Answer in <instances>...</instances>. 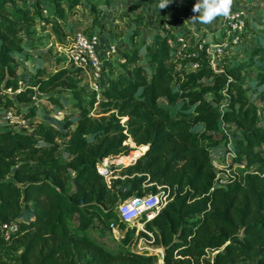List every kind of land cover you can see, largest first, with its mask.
<instances>
[{
  "label": "trees",
  "instance_id": "trees-1",
  "mask_svg": "<svg viewBox=\"0 0 264 264\" xmlns=\"http://www.w3.org/2000/svg\"><path fill=\"white\" fill-rule=\"evenodd\" d=\"M66 3L72 9L78 1ZM44 10L65 20L61 0H0V118L12 111L28 126L43 121L30 131L0 122V264H157L155 255L130 250L148 233L163 248L162 264H264V107L245 95L243 65L212 68L207 50L225 33L180 55L177 26H162L143 56V42L130 38L123 46L114 38L119 61L112 53L103 65L105 86L96 93L65 59L54 73L17 74L20 33ZM258 51L264 56V47ZM252 85L264 86V78ZM36 93L71 112L52 118L34 104L22 112L18 105L32 103ZM257 101L264 104V91ZM178 102L182 113L175 117ZM94 106L111 114L92 117ZM129 138L148 148L131 152ZM223 144L233 154L217 172L213 156ZM109 156L134 162L108 187L97 166ZM160 190H169L170 202L144 231L121 221L126 199ZM113 230L124 234L116 239Z\"/></svg>",
  "mask_w": 264,
  "mask_h": 264
},
{
  "label": "rangeland",
  "instance_id": "rangeland-1",
  "mask_svg": "<svg viewBox=\"0 0 264 264\" xmlns=\"http://www.w3.org/2000/svg\"><path fill=\"white\" fill-rule=\"evenodd\" d=\"M61 1L65 20L54 17L51 10H44L41 12L43 19L36 18L26 32L20 33L23 37V51L18 57L19 67L17 74L32 75L38 68H43L48 73H54L55 70L60 69L62 65L58 64L57 60L65 59L67 61L64 49L60 45V40L64 39L69 43L73 35L80 31L97 35L99 38L98 54L103 61V65L108 62L111 56L108 52L110 51L108 47L114 38L119 42L118 44L123 46H125V40H130V38L135 43L143 42L145 45L142 43L143 45L140 46L142 48L139 51L143 56L145 46L153 42L152 39L156 34H162V26H177L181 32V36L177 37L175 43L178 55L181 54L183 48L188 50L196 42L209 40L211 37L216 38L222 33H225L226 36L231 35L225 32L224 17H218L209 25H193L188 22L187 20L193 15V5L196 3L193 0H172L165 9L158 7L160 0H111V3L107 6L103 4L108 0H77V5H74L72 9L67 7V0ZM92 6L95 7L94 10L98 14L97 17L92 11ZM232 12H241L244 15L241 34L246 30L245 38L242 40L239 35V39H235L236 33L234 40L227 41V49L222 54L213 55L214 48L207 50V54L211 55V65L216 73L243 65L239 82L242 83L241 86L243 88H246V97L251 102H255L258 110H261L264 104L258 103L257 96L264 91V86L256 88L252 85V82L259 78H264V56L258 51L259 48L264 47V0H234ZM179 38L183 39V43L179 41ZM190 42L191 44H189ZM218 42H221V40L218 39ZM120 52L121 49H117L111 56L114 62L119 61L118 54ZM69 64L67 63L66 65L68 66ZM129 67L131 68L132 65ZM20 86L22 88L24 83H21ZM103 86H105L104 83ZM92 90L89 88V91ZM6 93L13 96L9 91ZM210 98V96L207 97L208 100ZM32 100V103L21 104L18 107L23 112L29 105L34 104L39 106L41 112L52 118H59L64 113L71 112L70 107L66 108V110H60L52 106L47 100V95L36 93ZM172 112L175 117L181 115L180 102L172 108ZM90 114L95 118L100 116H106L107 118L111 113L101 114L99 108L94 106ZM18 120L20 119L18 118ZM1 121L2 117L0 118ZM29 122V126L27 122L24 125L8 122L6 126L9 129H27L30 131L33 126L43 121L40 118H33ZM124 145L131 152L144 150L143 147L136 146L130 138ZM232 154L231 147L223 144L218 154L213 156L215 171H222L225 166H228L231 162ZM109 160L112 163L115 162L112 161V158ZM132 163L120 164L115 162L114 164L119 165L118 167L121 171L123 167ZM111 166V168L114 167V165ZM218 177L223 178L222 173H218ZM127 226H135L137 231H141V228L144 229L142 220H135ZM112 234L114 238L119 239L124 232L113 230ZM148 237L150 239L145 237L137 238L134 244L130 246V250L155 255L158 259L157 264H162L163 248L153 244V238L150 233H148ZM212 256L213 254L208 252L206 260L211 259Z\"/></svg>",
  "mask_w": 264,
  "mask_h": 264
},
{
  "label": "built area",
  "instance_id": "built-area-1",
  "mask_svg": "<svg viewBox=\"0 0 264 264\" xmlns=\"http://www.w3.org/2000/svg\"><path fill=\"white\" fill-rule=\"evenodd\" d=\"M193 1L196 2V0ZM243 18L244 15L241 12H232L230 17L225 18V32L226 34L230 33L232 37L228 35L225 41L213 45V55L222 54L223 51L227 49V41L231 39L234 40L233 38L236 33L238 36L236 35L237 37L235 36V39H239V35L243 30ZM181 19H183V17H181ZM179 41L183 43L182 38H179ZM98 44L99 38L97 35H88L80 31L73 35L71 41L68 43V48L64 49V54L70 65L81 70L87 85L91 90L93 89L92 92L96 93H99L103 85V61L98 54ZM108 48L111 51H108L110 54L117 50L116 46L113 44L109 45ZM18 118L19 117L15 116L12 111H7L2 116V120L4 121L11 123L16 122L24 125L25 121L20 118V120H18ZM110 158H112V156L102 159L97 166L98 174L104 178L108 187L112 180L120 177L119 165H115V162L110 164ZM111 165H114V167L111 168ZM168 195L169 190H160L154 195L149 194L142 197L132 196L119 205L118 215L124 223L130 224L135 220H142V224L144 225L158 215L170 202ZM14 230H16V227L12 225L6 233L7 237L8 233ZM141 231H144L143 228H141Z\"/></svg>",
  "mask_w": 264,
  "mask_h": 264
},
{
  "label": "clouds",
  "instance_id": "clouds-1",
  "mask_svg": "<svg viewBox=\"0 0 264 264\" xmlns=\"http://www.w3.org/2000/svg\"><path fill=\"white\" fill-rule=\"evenodd\" d=\"M172 0H160L158 7L165 9ZM234 0H196L193 15L187 20L193 25L212 24L218 17L228 18L231 15Z\"/></svg>",
  "mask_w": 264,
  "mask_h": 264
},
{
  "label": "water",
  "instance_id": "water-1",
  "mask_svg": "<svg viewBox=\"0 0 264 264\" xmlns=\"http://www.w3.org/2000/svg\"><path fill=\"white\" fill-rule=\"evenodd\" d=\"M147 148H148V147H146V148H145L144 152L146 151V149H147ZM144 152H143V153H144ZM143 153H142V154H143ZM110 164H112V162H111V161H110Z\"/></svg>",
  "mask_w": 264,
  "mask_h": 264
}]
</instances>
